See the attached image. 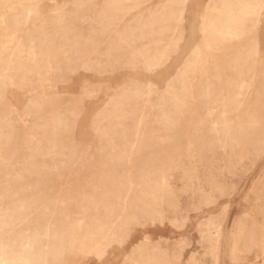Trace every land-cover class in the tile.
Wrapping results in <instances>:
<instances>
[{"label":"rangeland","instance_id":"374dc122","mask_svg":"<svg viewBox=\"0 0 264 264\" xmlns=\"http://www.w3.org/2000/svg\"><path fill=\"white\" fill-rule=\"evenodd\" d=\"M0 250L264 264V0H0Z\"/></svg>","mask_w":264,"mask_h":264},{"label":"bare ground","instance_id":"6f19581e","mask_svg":"<svg viewBox=\"0 0 264 264\" xmlns=\"http://www.w3.org/2000/svg\"><path fill=\"white\" fill-rule=\"evenodd\" d=\"M183 2V1H182ZM181 12H182V10H181ZM232 16L230 17V23L231 24H235V25H238V24H240V17L237 15V14H234V11H232ZM203 18V22L204 23H207L210 19V16H203L202 17ZM207 27V26H206ZM214 27V25L212 24V26H211V29ZM204 45H201V46H199L197 49H195L194 50V52H193V54H192V56L194 57V61L195 60H199V58L202 56L201 54H202V51H204ZM193 62H189V65L191 66V64H192ZM209 110H211L210 108L208 109V111ZM0 252H1V250H0ZM262 254V253H261ZM0 264H10V262H9V260L8 259H6V257H4V255H3V252H1L0 253Z\"/></svg>","mask_w":264,"mask_h":264}]
</instances>
